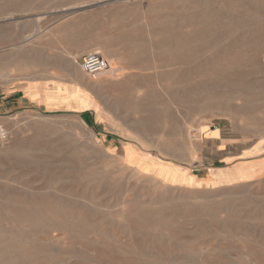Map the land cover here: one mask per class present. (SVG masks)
<instances>
[{"label":"rangeland","instance_id":"374dc122","mask_svg":"<svg viewBox=\"0 0 264 264\" xmlns=\"http://www.w3.org/2000/svg\"><path fill=\"white\" fill-rule=\"evenodd\" d=\"M0 124V264H264V0H0Z\"/></svg>","mask_w":264,"mask_h":264},{"label":"built area","instance_id":"2783aa9c","mask_svg":"<svg viewBox=\"0 0 264 264\" xmlns=\"http://www.w3.org/2000/svg\"><path fill=\"white\" fill-rule=\"evenodd\" d=\"M108 67L107 61L104 60L99 54L91 53L82 58L81 69L88 75H95L105 71ZM8 140V133L4 126L0 124V142Z\"/></svg>","mask_w":264,"mask_h":264},{"label":"crops","instance_id":"0c3cea01","mask_svg":"<svg viewBox=\"0 0 264 264\" xmlns=\"http://www.w3.org/2000/svg\"><path fill=\"white\" fill-rule=\"evenodd\" d=\"M29 85V84H28ZM35 85V84H34ZM31 91V89H29L28 88V86L26 87V89L24 90V91H21V90H18V92H16L17 93V95H19L18 97V99L20 100V104L21 105H23V104H25V103H31L33 100H31V98L28 96V93H29V95H30V92ZM13 95H15V94H13ZM31 95H32V93H31ZM213 133V132H212ZM264 148V145L262 146V149ZM254 149V148H253ZM249 152L250 151H252V149L251 150H248ZM243 153V152H242ZM261 156H263L264 157V153L263 154H261ZM258 165V166H257ZM256 169H257V167L258 168H260V169H255V172H254V174H262L263 172H264V162H260V163H258V164H256V166H254ZM252 173V172H251ZM192 176V175H191ZM192 177H194V181H195V184H197V183H200V185H202V186H204V183L203 182H201V181H203V180H205L206 178L204 177V178H200V177H196V176H192Z\"/></svg>","mask_w":264,"mask_h":264},{"label":"bare ground","instance_id":"6f19581e","mask_svg":"<svg viewBox=\"0 0 264 264\" xmlns=\"http://www.w3.org/2000/svg\"><path fill=\"white\" fill-rule=\"evenodd\" d=\"M27 37V36H26ZM33 37V35H29L28 36V38L27 39H25V42H28L31 38ZM34 38V37H33ZM108 68L110 69V70H113V65H112V62H109L108 61ZM104 72V71H103ZM115 74V73H114ZM8 75V74H7ZM6 77V76H5ZM196 131V130H195ZM198 134H200L199 133V131L197 130L196 131ZM0 143H3V142H0ZM242 171H240L239 173H241Z\"/></svg>","mask_w":264,"mask_h":264}]
</instances>
